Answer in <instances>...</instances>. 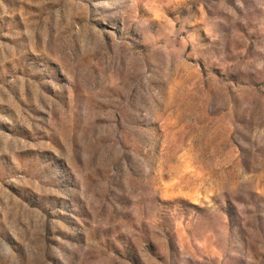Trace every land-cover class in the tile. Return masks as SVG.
I'll use <instances>...</instances> for the list:
<instances>
[{
    "label": "rangeland",
    "instance_id": "rangeland-1",
    "mask_svg": "<svg viewBox=\"0 0 264 264\" xmlns=\"http://www.w3.org/2000/svg\"><path fill=\"white\" fill-rule=\"evenodd\" d=\"M0 264H264V0H0Z\"/></svg>",
    "mask_w": 264,
    "mask_h": 264
}]
</instances>
